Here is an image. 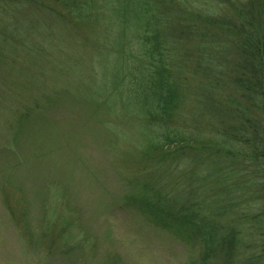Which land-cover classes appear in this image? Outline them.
<instances>
[{
  "label": "trees",
  "instance_id": "1",
  "mask_svg": "<svg viewBox=\"0 0 264 264\" xmlns=\"http://www.w3.org/2000/svg\"><path fill=\"white\" fill-rule=\"evenodd\" d=\"M212 1L209 12L197 0H0V72L12 68L45 89L47 52L74 43L83 66L68 61L63 73L90 86L68 89L125 121L144 163L127 204L202 248L201 264H264V0ZM100 52L112 59L101 83L83 71L87 59L92 69L101 63ZM50 102L14 115V140ZM5 200L10 219L27 224L32 205ZM75 223L51 212L41 231L23 229L28 244L77 264L89 240Z\"/></svg>",
  "mask_w": 264,
  "mask_h": 264
},
{
  "label": "rangeland",
  "instance_id": "2",
  "mask_svg": "<svg viewBox=\"0 0 264 264\" xmlns=\"http://www.w3.org/2000/svg\"><path fill=\"white\" fill-rule=\"evenodd\" d=\"M197 1L200 5L207 2L202 9L212 7V0ZM26 30L30 36L36 34L34 25ZM47 55V60L51 56L54 60L42 64V72H51L45 89L38 84L29 88L30 79L12 68L0 72V264H8L10 255L17 256L14 264H59L60 255H47V247L37 241L28 244L23 229L28 224L32 231H41L51 212L59 224L63 218H73V230L89 240L77 264L84 258L89 264L109 259L114 264H201L202 248L127 204L128 197L140 191L137 181H143L139 171L144 163L125 121L115 120L106 106L77 98L70 91L73 86L85 94L90 86L79 81L82 74L72 78L67 71L63 73L68 61L82 68L80 50L71 42L61 47V53L52 48ZM96 57L101 63L92 69L94 62L87 59L83 71L96 74L95 80L101 83L102 70L112 59L107 52ZM35 67L27 70L30 75L37 72ZM55 67L62 72L57 75ZM61 80L64 83L58 88ZM46 98L51 102L33 112L30 131L14 140L9 124L14 115ZM5 195L15 209V200L21 197L32 205L27 224L25 220L16 225L10 219Z\"/></svg>",
  "mask_w": 264,
  "mask_h": 264
}]
</instances>
